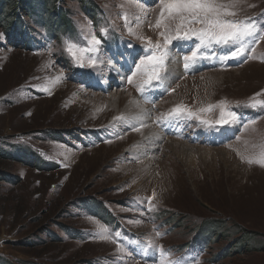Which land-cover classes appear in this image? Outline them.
Listing matches in <instances>:
<instances>
[{
	"label": "rangeland",
	"instance_id": "1",
	"mask_svg": "<svg viewBox=\"0 0 264 264\" xmlns=\"http://www.w3.org/2000/svg\"><path fill=\"white\" fill-rule=\"evenodd\" d=\"M234 3L236 15L228 19L264 32V0ZM4 6L0 146L54 168L0 159V167L21 177V185L0 183V264H158L155 246L180 264H264V167L248 163L264 158V108L248 107L264 101V38L246 60L213 59L224 51L213 46L188 70L183 56L193 42L182 41L179 52L178 43L168 45L181 72L141 93L142 77L132 72L148 49L138 37L164 42L154 26L157 0H8ZM17 20L27 26L21 39ZM102 27L108 37L96 68L74 67L64 39L85 44ZM90 55L83 54L85 64ZM170 58L169 49L161 77ZM121 94L124 105L110 106ZM222 100L238 117L219 128L223 140L211 132L218 125L169 116L181 105L215 122L218 108L199 109ZM135 101L149 107L147 123L123 111ZM148 125L156 139L146 137Z\"/></svg>",
	"mask_w": 264,
	"mask_h": 264
},
{
	"label": "snow or ice",
	"instance_id": "2",
	"mask_svg": "<svg viewBox=\"0 0 264 264\" xmlns=\"http://www.w3.org/2000/svg\"><path fill=\"white\" fill-rule=\"evenodd\" d=\"M157 3L160 11L154 26L161 29L160 36L164 42L163 44L153 43L148 37H138L146 42L148 49L143 58H139L138 63L135 64V71L132 72V76L140 75L142 77L138 85V90L141 93L145 91V86H151L154 80L162 84L164 79H166V77H161L160 73L166 69L169 56L168 45H171L174 40L193 42L190 46L189 54L183 56L184 68L188 70L190 66H194L202 59L208 58L204 55V51L213 46L224 50L221 56H212L213 59L222 61L228 59L246 60L250 58V55H246V53H251L254 50V44L259 39L264 38V32H258L255 24L228 19V17L236 15L232 11L235 7L234 0L230 3L219 2V0H157ZM124 19L127 22L126 15ZM100 33L99 37L94 33L91 34L90 37L86 38L85 44H81L71 38L64 39V51L73 61L74 67L80 69L96 68L97 54L101 52V45L108 37V28L102 27ZM129 33L135 35L131 28H129ZM254 34L255 38L253 40L247 39L248 37H253ZM129 47H132L131 43ZM84 53L91 54L87 64L83 62ZM80 75L91 76L92 73L81 72ZM57 79L60 78L58 77ZM127 82L132 83V79L128 78ZM248 107L264 108V101L259 104L252 103ZM216 108L219 109L220 115L215 122L200 119L198 113L181 105L173 108L169 116L179 118L183 115L189 119H199L200 123L206 126L227 125L229 128L238 120L236 113L229 109L227 100L201 108L199 113L212 112ZM249 123L254 124L255 121H250ZM133 130H139V128L133 126ZM248 163H256L264 167V158L256 161L249 160ZM154 198L155 193H153L151 199ZM157 235L159 236L161 233L157 231ZM148 244L151 245V241ZM155 247L161 257L158 264H180L179 261L172 262L170 260L171 254L165 252L162 246Z\"/></svg>",
	"mask_w": 264,
	"mask_h": 264
},
{
	"label": "trees",
	"instance_id": "3",
	"mask_svg": "<svg viewBox=\"0 0 264 264\" xmlns=\"http://www.w3.org/2000/svg\"><path fill=\"white\" fill-rule=\"evenodd\" d=\"M7 2H8V0H1L0 11H4V7H5L4 5H7ZM3 3H4V5H2ZM30 10L32 11V9H30ZM0 17H1V14H0ZM10 17H12L11 12H10ZM17 17H19V13H18ZM17 22L13 21L12 24H18V27H15L14 30L18 31L17 34L20 35V39H21V37H23L24 33H26V31H27V26H25V28L23 30V28H20L22 23H20L18 20H17ZM18 41L19 40H16L15 44ZM22 155H23V158L20 155L13 154L11 151H9L7 149H4L2 146H0V159L3 160V161H5V160L13 161L14 160V161H18V162H26V164H28L30 166H35L36 165L39 169H43V170L44 169L45 170H50V169L54 168L52 165L50 166L49 163H48L49 166L46 165V162H42L43 164H45V165H42L43 167L41 166V164L38 165V164L34 163V161L31 160V156H29L30 153H28V152H24ZM34 159H36V158H34ZM1 160H0V166L4 167L5 166V162L2 163ZM41 161H40V163H41ZM3 167H0V183H2V184L6 183L7 186H8V183H11V184L14 183V184H17V185H21V183H20L21 177L19 175H16V174L13 175L11 172H8Z\"/></svg>",
	"mask_w": 264,
	"mask_h": 264
},
{
	"label": "bare ground",
	"instance_id": "4",
	"mask_svg": "<svg viewBox=\"0 0 264 264\" xmlns=\"http://www.w3.org/2000/svg\"><path fill=\"white\" fill-rule=\"evenodd\" d=\"M180 61H179V56L178 55H176V56H174V58H173V60L171 61V64H170V68H169V70H168V72L166 73V75L164 76V77H166V79H164V81H163V84L165 83V82H167L166 80L167 79H169L170 77H172V76H176L177 74H179L180 72H181V67H179V63ZM204 63H205V61H204ZM203 63V64H204ZM129 64V63H128ZM200 65V64H199ZM202 65V64H201ZM120 68V73H122V71H123V69H122V67L120 66L119 67ZM135 99V98H134ZM138 100V99H137ZM131 101V100H130ZM124 103H125V100H124V98H123V96H122V94H121V96H118L117 97V100L116 101H111L110 102V106L112 105H114V107H116V108H118V109H120L121 108V106H123L124 105ZM123 109V111L125 110V111H135V113H136V115L137 116H139V118L141 119V120H144L146 123H147V119H149V114H150V112H149V107H147V106H145V105H143L142 103H141V105H140V103L138 102V103H136V101L135 102H133L132 104H130L129 106H127V107H125V108H122ZM154 126H151V125H148L147 126V129L145 130L146 131V137H148V139L150 138V139H156L158 136L156 135V136H154V133H155V129L153 128ZM145 128V127H144ZM156 129H158V128H156ZM160 129V128H159ZM158 134V133H157ZM145 138V137H144ZM169 142H171V143H176L177 144V142L178 143H182L181 141H178V140H174V139H170V141ZM183 144V143H182Z\"/></svg>",
	"mask_w": 264,
	"mask_h": 264
}]
</instances>
